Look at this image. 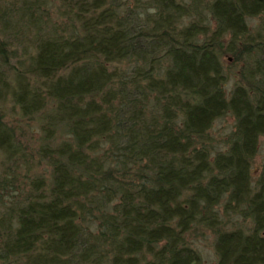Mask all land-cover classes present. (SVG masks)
Returning <instances> with one entry per match:
<instances>
[{"label": "trees", "instance_id": "1", "mask_svg": "<svg viewBox=\"0 0 264 264\" xmlns=\"http://www.w3.org/2000/svg\"><path fill=\"white\" fill-rule=\"evenodd\" d=\"M261 137L264 0H0V264H264Z\"/></svg>", "mask_w": 264, "mask_h": 264}, {"label": "rangeland", "instance_id": "2", "mask_svg": "<svg viewBox=\"0 0 264 264\" xmlns=\"http://www.w3.org/2000/svg\"><path fill=\"white\" fill-rule=\"evenodd\" d=\"M258 23L257 19H253L252 21H249L250 27H254ZM26 57L22 58V62L17 64V67L19 69H26L28 65V61H25ZM223 63L225 66H231L232 65V58L231 56H226L223 58ZM14 63V62H13ZM6 112L9 114H12L13 111H16V109H13L11 103H6ZM16 116V115H13ZM17 118V117H15ZM233 128V120L230 116H226L225 118L218 120L213 129L214 137L217 139H222L226 134H228ZM28 137V136H27ZM264 160V137L260 138L259 141V151L258 154L254 160L253 163V175L254 177L257 176L260 166ZM194 248L200 253L202 257L203 264H216L217 256L214 250V237L210 233H204L202 236H199L197 239L192 240Z\"/></svg>", "mask_w": 264, "mask_h": 264}, {"label": "water", "instance_id": "3", "mask_svg": "<svg viewBox=\"0 0 264 264\" xmlns=\"http://www.w3.org/2000/svg\"><path fill=\"white\" fill-rule=\"evenodd\" d=\"M263 235H264V232H263Z\"/></svg>", "mask_w": 264, "mask_h": 264}]
</instances>
